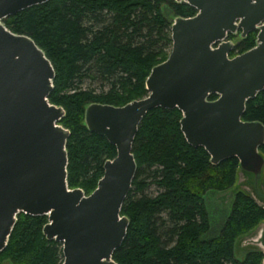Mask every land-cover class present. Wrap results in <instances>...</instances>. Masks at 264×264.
Returning <instances> with one entry per match:
<instances>
[{
  "label": "water",
  "instance_id": "obj_1",
  "mask_svg": "<svg viewBox=\"0 0 264 264\" xmlns=\"http://www.w3.org/2000/svg\"><path fill=\"white\" fill-rule=\"evenodd\" d=\"M46 1L0 0V252L22 212L48 217L42 232L62 244V264H119L112 255L129 225L121 207L137 170L132 143L143 117L157 107L181 111L187 143L203 147L210 163L237 158L236 187L264 207V125L242 119L246 102L264 89V0H175L196 13L173 19L170 52L151 68L147 95L122 106L85 107L88 131L116 149L89 194L67 185L70 132L59 124L64 109L48 100L55 76L50 60L31 37L2 22ZM237 29L242 38L257 30L252 48L229 58L232 41L211 47ZM239 173L251 192L239 185ZM255 245L250 249L264 254Z\"/></svg>",
  "mask_w": 264,
  "mask_h": 264
},
{
  "label": "trees",
  "instance_id": "obj_2",
  "mask_svg": "<svg viewBox=\"0 0 264 264\" xmlns=\"http://www.w3.org/2000/svg\"><path fill=\"white\" fill-rule=\"evenodd\" d=\"M195 13L175 0H48L2 19L11 32L31 37L53 66L48 100L65 111L59 124L70 132L69 188L89 194L104 162L116 155L113 144L86 128L85 107L93 102L122 106L146 96L151 68L170 52L173 19ZM255 35L239 41V53L255 45ZM181 116L177 108L157 107L138 126L132 143L137 170L121 207L129 225L112 258L119 264H261L259 250L235 256L239 237L264 221V207L241 189L218 233L204 237L210 228L204 195L231 188L239 164L235 157L210 163L203 147L187 143ZM242 119L264 125V89L246 102ZM259 150L264 155V144ZM151 185L154 194L145 192ZM47 221L46 215L19 213L0 264H62V244L42 232Z\"/></svg>",
  "mask_w": 264,
  "mask_h": 264
},
{
  "label": "rangeland",
  "instance_id": "obj_3",
  "mask_svg": "<svg viewBox=\"0 0 264 264\" xmlns=\"http://www.w3.org/2000/svg\"><path fill=\"white\" fill-rule=\"evenodd\" d=\"M235 41H238V37L235 38ZM89 83L90 80L86 79L85 85ZM94 85L97 84L94 83ZM238 179L240 183L239 185L243 189H246L250 192L252 191L251 187L248 188L245 185L247 183L246 175H244L243 173H239ZM250 182L251 181L249 179L247 184L248 186H251ZM236 190L239 189L236 187V183H235L231 188L225 191L209 190L205 193L204 200L209 215L210 228L209 231L204 235V237L206 238L213 237L218 233L220 226L223 224L224 219L230 210L232 198ZM145 192L149 194H154L156 193V187L154 185H151L150 187H148V189L145 190ZM263 226L264 225L261 224L257 228H255L251 233L249 232L239 237L235 245V256L237 258L241 259L244 256L245 252L250 248H252V246H254L255 244L258 245L257 247H260L264 253V247L261 246L260 243V237L262 235ZM3 264H8V263L5 262Z\"/></svg>",
  "mask_w": 264,
  "mask_h": 264
},
{
  "label": "flooded vegetation",
  "instance_id": "obj_4",
  "mask_svg": "<svg viewBox=\"0 0 264 264\" xmlns=\"http://www.w3.org/2000/svg\"><path fill=\"white\" fill-rule=\"evenodd\" d=\"M240 33H241V30L237 29L235 32H232V33L228 32L226 34V41H232L234 44L233 48L229 52H227V55H229L230 57H232L231 56L232 54H235V55L240 54L238 48H236L237 44L242 39V37L240 36ZM236 37H238V41H235ZM235 51H237V52H235Z\"/></svg>",
  "mask_w": 264,
  "mask_h": 264
},
{
  "label": "built area",
  "instance_id": "obj_5",
  "mask_svg": "<svg viewBox=\"0 0 264 264\" xmlns=\"http://www.w3.org/2000/svg\"><path fill=\"white\" fill-rule=\"evenodd\" d=\"M258 26H259V25L256 26V29H257V30H258ZM227 33H228V32H227ZM227 33H226V34H227ZM223 41H226V37H225L224 39L218 41V42H215V43L211 44V47H212V48H216V47H218V45H219L220 43H222ZM236 55H237V54H236ZM227 56H228L229 58H231L229 55H227ZM231 56L234 57L235 54H232Z\"/></svg>",
  "mask_w": 264,
  "mask_h": 264
}]
</instances>
